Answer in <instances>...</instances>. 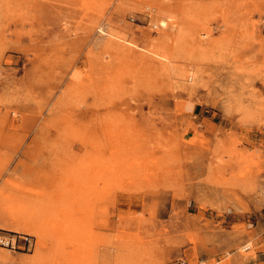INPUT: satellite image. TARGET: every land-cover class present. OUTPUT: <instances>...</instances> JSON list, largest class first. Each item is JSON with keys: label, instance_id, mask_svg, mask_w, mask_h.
Returning <instances> with one entry per match:
<instances>
[{"label": "rangeland", "instance_id": "rangeland-1", "mask_svg": "<svg viewBox=\"0 0 264 264\" xmlns=\"http://www.w3.org/2000/svg\"><path fill=\"white\" fill-rule=\"evenodd\" d=\"M0 264H264V0H0Z\"/></svg>", "mask_w": 264, "mask_h": 264}, {"label": "built area", "instance_id": "built-area-1", "mask_svg": "<svg viewBox=\"0 0 264 264\" xmlns=\"http://www.w3.org/2000/svg\"><path fill=\"white\" fill-rule=\"evenodd\" d=\"M0 243H3V244H6L8 245L9 244V240L8 239H5L3 237L0 236ZM183 263V261L181 262V264Z\"/></svg>", "mask_w": 264, "mask_h": 264}]
</instances>
